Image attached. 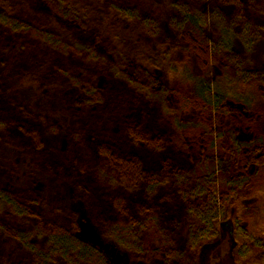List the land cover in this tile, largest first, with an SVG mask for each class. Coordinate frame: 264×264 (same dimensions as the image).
Returning a JSON list of instances; mask_svg holds the SVG:
<instances>
[{
    "label": "trees",
    "instance_id": "16d2710c",
    "mask_svg": "<svg viewBox=\"0 0 264 264\" xmlns=\"http://www.w3.org/2000/svg\"><path fill=\"white\" fill-rule=\"evenodd\" d=\"M175 2L0 0V142L17 137L21 150L17 160L0 158V264H24L12 250L15 243L26 247V264H199L200 251L232 206L237 264H264V219L253 230L248 221L258 208L236 200L243 193L264 199V122L252 109L264 103V77L246 80L243 64L233 72L225 60L222 83L233 88L226 91L220 82L188 76L187 62L179 70L173 56L189 44L183 47L171 26L186 41L190 22L201 18L187 13L185 0ZM233 6L239 37L247 44L264 40V0ZM246 13L253 23H244ZM169 14L178 17L168 20ZM233 36L223 26L214 48L229 54ZM108 54L114 61L105 60ZM98 75L104 87H96ZM167 75L179 78L172 84ZM61 77L69 78V93L54 88ZM185 79L192 81L197 108L212 97L217 106L226 102L241 127L229 135L218 129L213 137L202 124L212 122L211 113L201 111L195 124L185 121L192 107ZM92 118L98 144L87 154ZM110 119L117 122L116 135L105 124ZM58 132L67 153V146H51L59 143ZM214 150L218 163L211 159ZM78 206L87 216L79 218ZM160 207H179L183 229H167Z\"/></svg>",
    "mask_w": 264,
    "mask_h": 264
},
{
    "label": "rangeland",
    "instance_id": "374dc122",
    "mask_svg": "<svg viewBox=\"0 0 264 264\" xmlns=\"http://www.w3.org/2000/svg\"><path fill=\"white\" fill-rule=\"evenodd\" d=\"M166 1L167 4H171L172 2L175 3H181L180 0H163ZM186 3H181L183 6L186 7L187 13H198L200 16V21L201 23L199 24L198 22H190V27L189 29H186L184 34L187 37L186 41H183L179 38L178 35V30L175 29L173 26H171L172 32L175 34V37L177 41L182 43V46H186L189 44V48H191V43L193 45L195 44L197 49L194 47L189 49L188 51L185 52L182 50L181 47H179L174 56H173V61L176 62L178 69L181 70L184 67V63L187 62L188 70H189V75L190 77H197L204 79L208 82H216V83H222L223 78H221L222 73L224 72V65L226 64L225 60H228L230 62V65L228 68H231V71L234 72V69L238 67V64H243L241 65V76L244 78L250 79L251 76L254 75H260L262 78L264 77V40L258 39L256 41H251L250 44H247L246 42L243 41L242 37H239V33L241 32V24L239 22H235V19L238 18L234 17L236 10L235 7L233 6L234 3L237 0H185ZM244 4L249 3V0H240ZM217 7H216V6ZM219 10L221 12L220 17L217 18L216 16L213 15V11ZM205 13V14H204ZM248 13H246L247 15ZM170 16H164L168 18V20L172 17V19H176L178 17L175 14H169ZM238 21V20H237ZM253 23V17L251 15H247L245 18L244 23ZM198 23V24H197ZM227 25L231 30L233 31V38L231 39V43L228 47L229 54L224 53L225 51L221 48H214V43H216L219 40V37H222L223 33V26ZM240 31V32H239ZM194 37H197V39H194ZM179 46V45H178ZM203 46V50L201 51V47ZM43 52H45L44 49H42ZM105 60L108 62L114 61L113 55L109 54L106 56ZM108 62H104L107 66H109ZM122 65L127 66V63L122 59ZM124 68V67H123ZM126 69V68H124ZM232 73V72H231ZM66 78V79H65ZM61 77L60 81H58L55 84V87L58 91L59 90H65L66 93H69V83L70 81L68 77ZM179 78L177 75H173V78L170 76H166V80L169 83H172ZM191 79V78H190ZM190 79H185L184 80V93H185V98L186 102L192 105V107H189L188 110L184 114V120L187 121L190 124H195L201 117V111H205V113H211V116H213L212 122L205 124L203 122V126L205 129V132L207 135L215 137L217 135V130L221 129L222 133L230 134L231 130H238L237 128L241 127L239 124L243 123L241 120L237 119L236 117L230 115L231 111L227 110L226 102L223 103V106H217V103L214 100V97L210 101H206L203 105H201L199 108H197L198 103L192 100V81ZM264 79V78H263ZM67 80V81H66ZM96 81V87L101 88L104 87L106 84V81L102 76L98 75L95 77ZM12 87L16 86L15 82L9 81L8 83ZM215 84V83H214ZM10 86V87H11ZM72 86V85H71ZM228 84L222 83V88L226 91H232L233 88H228ZM74 87V86H73ZM235 89H237V86H232ZM76 88V87H74ZM227 88L229 90H227ZM45 91H47V86L44 88ZM235 91V90H234ZM233 91V92H234ZM75 93V92H74ZM73 93V94H74ZM244 94L246 92L244 91ZM31 91L29 88H26V92L23 93V99L28 100L30 98ZM79 96V95H78ZM76 96V97H78ZM75 97V96H74ZM82 98V95H80V99ZM123 96H118L117 100L123 99ZM256 100H259V97H255ZM253 111L254 110H259V119L261 120L262 124L264 122V103L261 101H256L255 104L252 107ZM218 113H222L223 116H221V121L218 122L217 115ZM88 115V113H87ZM109 119V118H108ZM95 119H91L90 125L87 126L86 130V135H85V141H84V146L89 147L88 151L83 149L84 153H92V150L97 147L98 140L95 136L94 129L93 127H96V122H94ZM115 119H110V120H105V124L108 125L114 133L113 135L118 134L117 132V122L114 121ZM45 124H48L47 121H45ZM104 125V124H103ZM105 125V126H106ZM203 131V130H201ZM61 132V131H60ZM58 132V133H60ZM63 136L67 138V133L68 130H65L62 132ZM60 133V139L59 143L52 144V148L55 150V148L58 147L62 151V149L66 147L65 153L68 152V147L69 144L67 143L66 139L62 137L61 139V134ZM111 135V134H110ZM205 135V133H204ZM204 135L201 134L200 136L201 139L204 138ZM65 139V140H64ZM90 140V141H89ZM1 141L5 142L6 145H4L2 142H0V158H4L8 160L11 159H18L20 157V152L21 151L18 148V143L19 140L17 137L14 136H9L3 137ZM222 142L220 139L219 141L215 142L216 146L219 145ZM67 143V145H66ZM46 146H48V143L46 142ZM11 147V148H10ZM15 148V150H14ZM49 148V147H48ZM50 150V149H49ZM70 152V150H69ZM89 152V153H88ZM51 157V154L49 155V158ZM65 162H67L68 158L62 155ZM219 157L217 156V151L214 150L211 156V159L217 161ZM12 161V160H11ZM10 162V161H8ZM229 162V161H228ZM223 169L225 164H222ZM227 166V163H226ZM221 171L222 169L218 168L217 171V181H220L221 178ZM246 174V173H245ZM249 195V193L247 194ZM253 197L246 196L245 193H243L241 198H238L236 200H240V205L243 206H249L254 205L256 208H258L257 214L253 217V221L250 219L248 221L249 225L253 230H259L260 225L264 219V199L262 200L258 196ZM91 202L93 201V198L90 199ZM234 200V201H236ZM234 204V203H232ZM77 210L80 212L78 215L79 218L82 217L83 215V208L78 206L76 207ZM82 211V212H81ZM235 209L234 206L231 207L230 209V214L227 217L225 214L226 218L220 219L219 224H218V229L216 231V236L210 243L206 244L202 250L200 251L198 255V263L199 264H237L236 261V255H235V240L233 238V228H232V222H231V215L234 213ZM87 216V215H86ZM158 217L165 219L164 224H167L166 227L171 228V230H177L178 231V226L183 229V226L185 225L186 219L182 217V211L180 210L179 207L175 209H170L167 207H160L159 212H158ZM249 217V216H248ZM177 224V225H176ZM242 225L247 226L246 221L242 223ZM169 231V230H167ZM82 232V233H80ZM80 235H84L83 233V228L80 230ZM176 234V232H174ZM10 245V244H9ZM24 248V249H23ZM13 251H18L20 252V258L21 261L26 264L28 257L26 253V247H21V245H18L15 243L12 247ZM152 264V263H151Z\"/></svg>",
    "mask_w": 264,
    "mask_h": 264
}]
</instances>
